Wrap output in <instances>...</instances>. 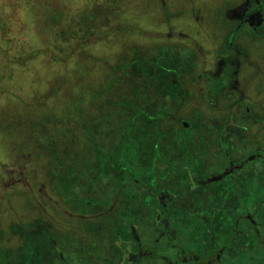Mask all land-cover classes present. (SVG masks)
<instances>
[{
  "label": "rangeland",
  "instance_id": "374dc122",
  "mask_svg": "<svg viewBox=\"0 0 264 264\" xmlns=\"http://www.w3.org/2000/svg\"><path fill=\"white\" fill-rule=\"evenodd\" d=\"M244 4L0 0V264H127L115 239L188 264L173 240L220 254L243 220L264 239V8L251 26ZM213 187L228 216L203 211Z\"/></svg>",
  "mask_w": 264,
  "mask_h": 264
},
{
  "label": "flooded vegetation",
  "instance_id": "af4514ba",
  "mask_svg": "<svg viewBox=\"0 0 264 264\" xmlns=\"http://www.w3.org/2000/svg\"><path fill=\"white\" fill-rule=\"evenodd\" d=\"M245 4L243 5V10H245L242 13V17L246 20H250V24L249 25H254V24H260L262 23V18H261V14H262V9L264 8V0H244ZM241 9V10H242ZM242 10V11H243ZM240 16V17H241ZM236 17H238V15H236ZM233 18V17H232ZM242 18V19H243ZM177 85V84H176ZM175 85V86H176ZM185 123H183L184 125ZM185 126V125H184ZM183 126V127H184ZM189 127V126H187ZM261 147H257L255 150L259 151V152H263L261 150ZM220 153H222V150H219ZM257 158H255L254 156H251V160L255 161ZM257 163L261 164L264 166L262 159H257ZM217 173V172H216ZM253 173L255 176L258 177L257 180H259V184L264 186V170L262 169H258V168H254L253 169ZM217 179V178H215ZM243 180V179H242ZM226 193L225 190H218L215 189L213 187V189L211 190V195L214 196V200L217 202H214V200L212 202L209 203V205L206 207L204 206L203 211L204 212H209V215H211V217H214V215L218 218L219 215H221L223 211H226L227 216L229 214H231L234 210H236V207L238 206V201L237 198L235 196H228L227 198L225 197L222 201H220V199H218V197L220 195ZM175 204L177 205V203H175V201L173 202V205L175 206ZM172 205V207H174ZM208 210V211H207ZM190 212H192V210L189 208V206H187L184 210L183 213L185 216H189ZM251 212L255 213V209H252ZM257 214H259V211H256ZM139 215H143V209H141V211H139ZM260 217L264 218V211L262 213L259 214ZM222 217V216H221ZM220 218V217H219ZM245 219H248L250 223H253L252 221V216L251 214L246 215V217H244ZM227 219V217H226ZM231 220V219H230ZM219 224V223H218ZM242 224L244 225V230H245V234L242 236V239H238L237 235L236 236H228V238L226 239H220L221 243H224V250L223 253L221 252L219 253H210V248H211V242L209 241V239H205L206 242H210L207 243L208 247H205L203 245V250L200 254H192V253H185L184 249L182 246H178L177 244H173L172 242L175 241L173 240L171 242V246L174 250H176L175 248L179 249V251L181 252V260L187 262L188 264H223V256L221 254H224V259L227 260V264H264V239H244L247 238V232L252 233L255 232L254 229H251L250 225L247 224V222L245 220H243ZM161 227H166L169 228V221L168 219H162L160 221L159 224ZM107 240V239H105ZM116 242H119V246L122 248L120 249L124 254H122L120 252V250H116V256H120L119 258H121L122 261H126L127 264H151L150 262L148 263L147 260H143V256L145 255V250L147 249V247L143 245L138 244L135 241H131L129 239H115ZM142 239H140L139 241L143 243V241H141ZM224 241V242H222ZM253 241L254 243L251 244L250 242ZM234 243H238V247L237 249H233V244ZM53 246V251H56L57 249L55 248L54 244H51ZM115 244L112 242L110 244L111 247H115ZM147 254V253H146ZM126 255L128 257H126ZM122 256V257H121ZM161 257H164L165 255L162 254H156V256L154 257V261H156V263H158L161 259ZM140 257V258H139ZM146 257V255H145ZM186 258V259H185ZM146 259V258H145ZM53 260V259H52ZM152 260V259H151ZM47 264L51 263V260H46ZM45 262V263H46ZM55 264H60V260L58 259V261H54ZM92 263L93 264H98L96 263V261L94 259H92ZM172 264V263H171Z\"/></svg>",
  "mask_w": 264,
  "mask_h": 264
},
{
  "label": "water",
  "instance_id": "95a60500",
  "mask_svg": "<svg viewBox=\"0 0 264 264\" xmlns=\"http://www.w3.org/2000/svg\"><path fill=\"white\" fill-rule=\"evenodd\" d=\"M184 125H185V127H187V126H188L186 123H185Z\"/></svg>",
  "mask_w": 264,
  "mask_h": 264
}]
</instances>
